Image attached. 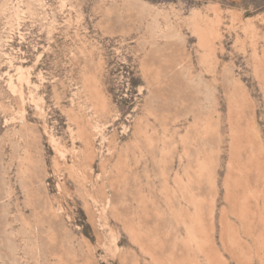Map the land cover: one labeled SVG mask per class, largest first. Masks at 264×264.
Segmentation results:
<instances>
[{
  "label": "rangeland",
  "instance_id": "obj_1",
  "mask_svg": "<svg viewBox=\"0 0 264 264\" xmlns=\"http://www.w3.org/2000/svg\"><path fill=\"white\" fill-rule=\"evenodd\" d=\"M0 264H264V0H0Z\"/></svg>",
  "mask_w": 264,
  "mask_h": 264
}]
</instances>
